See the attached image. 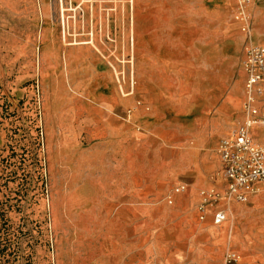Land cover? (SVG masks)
I'll return each instance as SVG.
<instances>
[{
    "label": "rangeland",
    "instance_id": "374dc122",
    "mask_svg": "<svg viewBox=\"0 0 264 264\" xmlns=\"http://www.w3.org/2000/svg\"><path fill=\"white\" fill-rule=\"evenodd\" d=\"M235 15L236 0H0V264H162L153 213L183 173L155 203L134 171L157 150L166 164L164 141L216 153L241 122Z\"/></svg>",
    "mask_w": 264,
    "mask_h": 264
},
{
    "label": "crops",
    "instance_id": "0c3cea01",
    "mask_svg": "<svg viewBox=\"0 0 264 264\" xmlns=\"http://www.w3.org/2000/svg\"><path fill=\"white\" fill-rule=\"evenodd\" d=\"M248 6L247 11L253 18L251 30L257 35L254 40L251 32L250 41L255 45H264V1L250 0ZM68 61L70 56L67 54ZM261 85L264 91V77ZM243 94V91L240 94L239 86L232 88L221 103L222 113L238 108L241 104L238 96L243 97ZM255 106L264 112V92L257 98ZM243 117L244 113L241 121ZM219 120L220 115H215L211 119L212 126L216 127ZM153 131L155 134V129ZM230 133L224 134L215 143L216 153L212 145L205 152H200L196 146L182 147L164 141L163 147L168 151L166 162H163L166 164L159 167V162L163 160L157 150L155 172L134 171L135 186L140 193L154 191L155 203L165 195L176 176L183 173L176 184L185 185V191L172 194V205L156 204L153 213L155 239L163 242L161 248H164L157 250L155 255L162 264H222L223 253L228 249L239 255L236 264H264V184L256 185L257 191L250 194L246 202H227L229 208L221 224H213V209H207L205 219L199 220L197 205L200 190L225 188L217 147L220 140ZM251 133L255 141L264 145V125H254Z\"/></svg>",
    "mask_w": 264,
    "mask_h": 264
},
{
    "label": "built area",
    "instance_id": "2783aa9c",
    "mask_svg": "<svg viewBox=\"0 0 264 264\" xmlns=\"http://www.w3.org/2000/svg\"><path fill=\"white\" fill-rule=\"evenodd\" d=\"M249 2L250 0H236L235 15L242 23L241 30L247 42L244 61L247 75L244 117L228 137L220 140L217 147L222 162L221 176L225 180V188L202 189L199 192L200 201L197 205L199 220L205 219L207 209H213L214 225H219L226 219L229 208L227 202L230 203L232 200L246 202L249 195L257 191L256 185L264 184V145L255 141L250 131L254 125H264V112L255 106L257 98L264 92L261 85L264 77V45H255L250 41L252 23L247 11ZM184 191L183 184H179L173 190L174 193ZM169 203H172L171 200ZM237 261L238 255L227 251L223 264H236Z\"/></svg>",
    "mask_w": 264,
    "mask_h": 264
},
{
    "label": "bare ground",
    "instance_id": "6f19581e",
    "mask_svg": "<svg viewBox=\"0 0 264 264\" xmlns=\"http://www.w3.org/2000/svg\"><path fill=\"white\" fill-rule=\"evenodd\" d=\"M87 42H89V41H87ZM238 255V254H237ZM238 260H239V255H238Z\"/></svg>",
    "mask_w": 264,
    "mask_h": 264
}]
</instances>
